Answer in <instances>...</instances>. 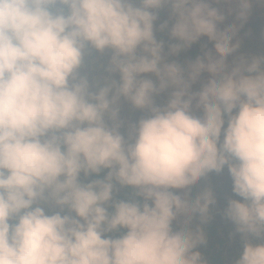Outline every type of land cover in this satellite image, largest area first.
<instances>
[{
  "label": "clouds",
  "instance_id": "obj_1",
  "mask_svg": "<svg viewBox=\"0 0 264 264\" xmlns=\"http://www.w3.org/2000/svg\"><path fill=\"white\" fill-rule=\"evenodd\" d=\"M254 3L0 0V264H207L215 197L191 186L225 167L235 264H264V55L229 62ZM165 7L169 55L202 37L212 48L170 62L155 35ZM89 46L120 75L97 92L79 74ZM122 98L147 115L121 120ZM117 184L144 202L115 201Z\"/></svg>",
  "mask_w": 264,
  "mask_h": 264
},
{
  "label": "rangeland",
  "instance_id": "obj_2",
  "mask_svg": "<svg viewBox=\"0 0 264 264\" xmlns=\"http://www.w3.org/2000/svg\"><path fill=\"white\" fill-rule=\"evenodd\" d=\"M170 8L165 7L159 11V19L156 22L155 35L158 41L163 42L164 52L166 58L171 62L175 61L181 64H186L188 61L195 60L199 56H203L206 51L212 48L213 42H210L207 37H202L198 42L194 43L189 49L181 51L176 55H169L170 46L176 41L171 38L170 27L172 21L170 20ZM232 17H229L231 20ZM167 22L169 29L161 30V25ZM240 41V47L237 51L229 57V62L240 56H258L264 55V5L253 4L248 19L243 23L237 37L234 39ZM88 49H90L88 51ZM88 51V52H87ZM113 53L111 50L103 53L93 50L89 46L84 55V63L79 69L81 77H86L91 86V91L97 92L101 87H104L106 82L119 81L120 75L118 72H109L111 57ZM151 75V74H146ZM197 89L199 85L194 86ZM167 93L161 94L157 97V103H162L166 100ZM147 113L135 109L130 103L123 98L121 99V120H129L132 123L137 122ZM111 123V121H109ZM128 128H122L121 132L128 137ZM109 170L105 169L100 174H92L85 177L81 174V181L83 183L91 182L96 179H104ZM232 178L228 168L217 173L215 171L209 173L205 177L200 178L191 186L193 196L198 195L204 191L211 190L215 197V203L210 206L209 219L202 224L203 231L206 235V242L198 246V251L201 252L203 259L207 264H235V261L240 257L243 251V237L236 232L234 223L226 218L224 210L228 202L232 198L240 199L232 190ZM115 201H139L144 202L143 198L137 195V189L131 186L116 185L114 190ZM114 211L109 207V212ZM74 215V214H73ZM199 221V216H197ZM195 227V224L193 225ZM114 235V233H112ZM254 243H259V240L253 238Z\"/></svg>",
  "mask_w": 264,
  "mask_h": 264
},
{
  "label": "crops",
  "instance_id": "obj_3",
  "mask_svg": "<svg viewBox=\"0 0 264 264\" xmlns=\"http://www.w3.org/2000/svg\"><path fill=\"white\" fill-rule=\"evenodd\" d=\"M93 49V48H92ZM90 49H88V51H89ZM94 50V49H93ZM87 51V52H88ZM107 51H109V50H107ZM84 63V62H83ZM115 199V198H114ZM143 202H141V204H142ZM58 209H47V211H48V213L49 214H52L54 211H57ZM123 231H125V230H122L121 232H115L114 233V235L111 233V234H109L110 236H112L113 238H116V237H118V236H120L121 234H122V232Z\"/></svg>",
  "mask_w": 264,
  "mask_h": 264
}]
</instances>
